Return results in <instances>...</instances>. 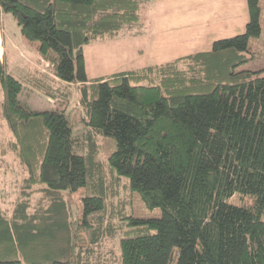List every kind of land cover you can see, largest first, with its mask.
I'll list each match as a JSON object with an SVG mask.
<instances>
[{"label":"trees","instance_id":"1","mask_svg":"<svg viewBox=\"0 0 264 264\" xmlns=\"http://www.w3.org/2000/svg\"><path fill=\"white\" fill-rule=\"evenodd\" d=\"M146 1L0 0V28L9 15L47 69L24 81L52 99L72 89L83 123L77 141L65 108L22 103L0 56V166L8 149L21 175L10 208L0 191V264H264V68L237 69L256 55L257 0L242 33L88 78L84 46L139 25ZM135 194L160 216L129 212Z\"/></svg>","mask_w":264,"mask_h":264},{"label":"rangeland","instance_id":"2","mask_svg":"<svg viewBox=\"0 0 264 264\" xmlns=\"http://www.w3.org/2000/svg\"><path fill=\"white\" fill-rule=\"evenodd\" d=\"M152 10L146 17L140 16V23L123 30L113 37L91 40L83 48L84 66L88 78L107 76L119 71L138 69L173 60L176 57L205 49L215 39L230 37L246 30L252 7L249 0H148ZM257 16L260 34L251 37L249 45L255 57L238 66L237 69L257 70L264 68V0H257ZM149 10V9H148ZM150 14V16H147ZM142 17V18H141ZM50 56H55L51 52ZM0 56L8 71L22 81L19 100L32 109H66L73 136L79 141L83 123L82 110L76 93L71 89L67 99H52L30 88L24 78L34 69L47 72L38 57L37 49L19 32L15 21L9 15L2 16L0 28ZM2 144L7 147L6 136L0 123ZM101 143V138H99ZM75 153H82L80 142L74 146ZM101 160L105 155L101 153ZM0 166V191L2 206L10 208L16 197L21 175L17 160L10 150H6ZM84 189L71 195L79 212ZM233 201H239L233 198ZM246 207H254V197L244 196L240 200ZM129 212L137 216L158 217L160 208L147 207L136 194L128 204ZM78 243L85 245L87 237L82 228L78 231ZM169 264H175V252Z\"/></svg>","mask_w":264,"mask_h":264},{"label":"crops","instance_id":"3","mask_svg":"<svg viewBox=\"0 0 264 264\" xmlns=\"http://www.w3.org/2000/svg\"><path fill=\"white\" fill-rule=\"evenodd\" d=\"M148 4H150L148 0L143 4V6L140 9L141 10L140 11V16H141V12H142V17H146L147 12L150 11V10H152V8L150 7V5L148 6ZM147 16H150V14H148ZM146 19L148 20V17H146ZM29 43H31L35 47V49H37V47H38V43L37 42H31V41H29ZM50 54H52V53L49 52V55Z\"/></svg>","mask_w":264,"mask_h":264}]
</instances>
